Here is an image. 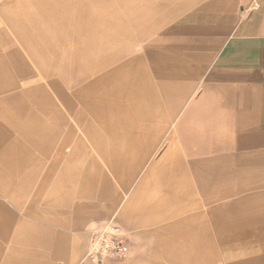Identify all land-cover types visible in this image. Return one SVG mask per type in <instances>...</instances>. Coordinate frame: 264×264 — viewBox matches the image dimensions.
<instances>
[{
	"label": "crops",
	"instance_id": "crops-1",
	"mask_svg": "<svg viewBox=\"0 0 264 264\" xmlns=\"http://www.w3.org/2000/svg\"><path fill=\"white\" fill-rule=\"evenodd\" d=\"M241 4L237 14L216 18L224 25L221 31L175 39L179 52L135 51L107 65L113 67L108 71L97 66L92 78L80 71L71 77L62 54L61 95L23 96V86L31 81L36 90L48 82L54 86L53 61L45 56L39 67L34 60L35 72L24 73L20 57L0 46L5 133L24 151L25 163L42 169L43 181L117 176L127 182L137 176L139 191L146 185L163 189L144 194L139 204L131 196L122 212L130 224L151 226L147 232L157 241L156 257L165 264H216L212 234L226 237L224 253L230 245L248 248L249 258L238 264H264V0ZM164 55L187 64L195 72L190 79L204 70L206 92L194 96L177 73L155 75V89L149 82L155 69L146 59ZM224 124L235 127L223 141L216 135ZM101 147L112 151L115 168L108 167ZM31 149L41 153L33 163ZM64 190H45L28 210L43 204L45 210L71 208L73 192ZM247 190L252 191L234 196ZM89 191L98 195L102 187ZM31 223L14 235L5 230L0 264L44 259L51 237L46 239L43 225ZM231 261L225 255L224 264Z\"/></svg>",
	"mask_w": 264,
	"mask_h": 264
},
{
	"label": "rangeland",
	"instance_id": "rangeland-1",
	"mask_svg": "<svg viewBox=\"0 0 264 264\" xmlns=\"http://www.w3.org/2000/svg\"><path fill=\"white\" fill-rule=\"evenodd\" d=\"M229 1H234L235 4L220 3ZM242 1L0 0V46L20 57L23 63L21 71L24 73L35 72L34 60L39 67L45 65V56L53 61L54 86H49L51 83L48 82L47 87L36 90L34 86L37 84L31 81L23 86V96H42L47 93L61 95L63 86L59 82V64L62 54H66L72 77L79 71L86 73V76L92 75L97 66H106L101 71H108L113 67L108 68L107 65H114L115 62L118 64L119 60H126L135 51L142 52L143 49L151 52H179L180 49L173 48L177 45L173 43L175 39L203 38L207 32L221 31L224 25L216 18L221 14H237L243 6ZM215 2L220 5H214ZM170 57L168 59L164 55L155 60L146 59V65L155 69L154 76L159 73L168 76L179 74L183 82L181 85H185L184 88L194 96L206 92L204 70L197 73V78L190 79V74L195 72H189L187 64L174 62ZM154 76H151L149 82L158 89L157 76ZM92 77L93 75L89 78ZM191 85L192 88L189 87ZM5 112L6 106L0 105V207L6 206L0 209V243H4L3 235L7 228L13 234L19 230V226L25 224L28 228L29 222H32L43 225L46 239H51L44 249V259H36L30 264H165V260L161 261L156 257L157 241L152 233L147 232L151 226L130 224L122 212L131 196L139 204L146 200L144 194H161L163 189L146 185L141 187V192L137 176L127 182L117 176L94 179L82 176L66 179L61 184L54 179L43 181L41 176L44 171L38 166L27 165L24 151L14 144L12 137L6 135ZM234 127L230 124L218 126L220 131L216 138L224 141L234 131ZM90 131L98 140L101 139L95 130ZM102 151L108 155V167L115 168V165H111L114 160L110 157L112 151L106 148H102ZM29 154V161L33 163L41 153L31 149ZM71 168L80 169L78 166ZM98 185L102 187V192L92 195L89 189ZM230 186L234 187L235 183ZM62 187L73 192L71 208L67 206L63 210H45L43 204L38 209L40 212L36 209L28 210L37 202L38 196L44 194L42 192ZM251 191H242L234 196L240 197ZM57 196L63 198L64 194ZM147 209L154 212L153 209ZM153 214L155 217L160 212L155 211ZM104 224H117L122 228L128 244L127 254L123 259L104 257L91 260L86 256L90 236L88 229H99ZM224 238L226 237L211 235L216 251V264H224L225 255L228 254L232 256L230 264H238L237 261L249 258L247 247L230 245L227 253H224Z\"/></svg>",
	"mask_w": 264,
	"mask_h": 264
},
{
	"label": "built area",
	"instance_id": "built-area-1",
	"mask_svg": "<svg viewBox=\"0 0 264 264\" xmlns=\"http://www.w3.org/2000/svg\"><path fill=\"white\" fill-rule=\"evenodd\" d=\"M90 234L86 256L91 260L104 257H118L123 259L127 254L128 244L123 230L117 224H104L97 228L88 229Z\"/></svg>",
	"mask_w": 264,
	"mask_h": 264
}]
</instances>
